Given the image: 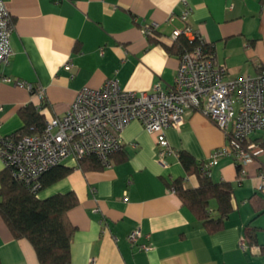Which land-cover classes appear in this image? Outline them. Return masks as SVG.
I'll list each match as a JSON object with an SVG mask.
<instances>
[{
	"label": "crops",
	"instance_id": "1",
	"mask_svg": "<svg viewBox=\"0 0 264 264\" xmlns=\"http://www.w3.org/2000/svg\"><path fill=\"white\" fill-rule=\"evenodd\" d=\"M3 1L14 24L13 53L4 72L32 87L0 81L2 135L22 125L18 112L26 104L47 120L62 115L81 88L99 87L108 78L132 90H151L155 84L168 89L178 54L165 46L174 43L173 30L184 27L180 13L186 7L187 24L213 46L230 76L255 75L264 67V0ZM153 23V33L146 34L144 28ZM165 134L172 150L166 167L159 163L155 135L132 120L119 134L124 145L112 153L110 166L83 170L65 158L61 164L72 170L41 188V198L68 191L77 196L67 211L75 226L70 264H264V183L259 175L264 152L258 156L262 167L252 165L241 181L231 156L210 168L213 181L232 185L233 210L220 229L208 232L168 183L181 178L184 188L197 187V173L186 171L179 153H189L202 167L213 149L227 144L225 134L199 112L185 114ZM250 137L264 141V131ZM216 208L211 199L212 217H217ZM247 226L255 230L256 242L243 238ZM137 227L141 241L149 244L146 250L127 239ZM0 261L40 264L31 243L15 238L1 216Z\"/></svg>",
	"mask_w": 264,
	"mask_h": 264
},
{
	"label": "built area",
	"instance_id": "2",
	"mask_svg": "<svg viewBox=\"0 0 264 264\" xmlns=\"http://www.w3.org/2000/svg\"><path fill=\"white\" fill-rule=\"evenodd\" d=\"M189 10L186 7L180 13L185 25L174 29L172 37L182 34L199 42L178 55L174 80L168 89L155 84L151 90H132L120 86L117 79L108 78L99 87L81 88L62 115L45 120L42 131L0 134V158L4 167L12 169L13 178L36 192L41 186L40 175L65 158L77 162L94 154L103 166H110L109 155L124 145L119 134L132 120L155 135L159 163L166 167L165 157L172 150L165 130L179 126L189 112L204 115L227 139V144L213 149L204 162L203 174L210 176V168L223 156L233 158L239 181L252 165L260 169L258 156L264 152V141L250 136L264 131V67L255 75L230 76L226 65L217 60L213 46L206 49L205 40L187 24ZM156 25L146 26L145 33L152 34ZM13 26V18L0 0V81L31 88V84L4 72L13 53ZM130 144L136 146L135 142ZM259 175L264 183V172ZM142 237L138 227L127 234L133 246L146 250L149 244L141 241ZM239 245L246 249L244 239Z\"/></svg>",
	"mask_w": 264,
	"mask_h": 264
},
{
	"label": "trees",
	"instance_id": "3",
	"mask_svg": "<svg viewBox=\"0 0 264 264\" xmlns=\"http://www.w3.org/2000/svg\"><path fill=\"white\" fill-rule=\"evenodd\" d=\"M197 38L188 39L179 35L166 50L178 55L197 44ZM206 49L209 44L204 43ZM18 115L22 125L14 133L19 135L40 132L45 125V117L32 103L19 109ZM112 153L109 155L110 163ZM124 157V155H123ZM179 160L186 171L197 173L199 184L195 188H184L182 179L170 181L169 187L180 197L192 213L202 221L208 232H214L223 226L224 219L232 212L231 197L233 187L229 182H215L210 176L201 172L194 158L187 152L179 153ZM76 166L83 170L103 168L94 154L77 160ZM72 167L56 164L43 172L40 177V188L33 192L21 181L12 176V169L0 170V216L15 238H26L33 246L40 264H70V242L75 231L67 217V211L77 204L73 191L55 193L47 197L38 196L41 188L66 176ZM215 199L217 217L210 215L209 202ZM249 243L256 242L255 230L246 227L243 237ZM264 252V246L261 248ZM1 264V261H0Z\"/></svg>",
	"mask_w": 264,
	"mask_h": 264
}]
</instances>
